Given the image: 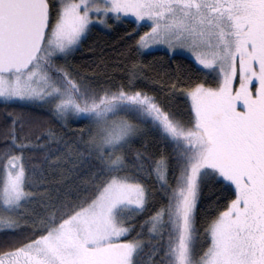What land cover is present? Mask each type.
<instances>
[{
	"label": "snow or ice",
	"instance_id": "1",
	"mask_svg": "<svg viewBox=\"0 0 264 264\" xmlns=\"http://www.w3.org/2000/svg\"><path fill=\"white\" fill-rule=\"evenodd\" d=\"M128 17L149 29L138 53L187 49L202 66L204 78L183 86V117L143 90L98 91L59 62L95 23L110 28ZM0 100L87 121L81 141L97 162L75 194L70 186L47 197L42 211L30 209L27 145L11 133L18 154L0 158V229L29 227L0 264H141L146 248L151 264H264V0H0ZM140 123L172 147L175 169L163 154L128 159ZM49 138L56 139L51 130ZM145 176L164 196L136 232L130 221L147 210ZM209 182L224 204L205 220L201 242L198 203Z\"/></svg>",
	"mask_w": 264,
	"mask_h": 264
},
{
	"label": "trees",
	"instance_id": "2",
	"mask_svg": "<svg viewBox=\"0 0 264 264\" xmlns=\"http://www.w3.org/2000/svg\"><path fill=\"white\" fill-rule=\"evenodd\" d=\"M142 33L143 28L137 29L134 23L127 21L110 31L94 28L80 47L69 55L67 61L61 62L65 63L75 79L98 91L104 88L115 90L120 85L143 90L178 118L183 117L189 103L183 86L197 78L202 80L204 77L201 68L183 55L165 51L138 53L137 41ZM134 68L135 77L132 76ZM174 82L178 85L175 89L171 87ZM50 130L56 134V139L49 138ZM13 132L19 138L17 144L23 142L27 145L23 155L31 185L29 190L33 193L32 202L28 205L30 209L42 211V203L47 197H63L70 186L75 194L76 186L82 185L95 171L92 166L97 162L88 156L86 146L81 141V137H87V121L63 122L41 106L0 102V158L9 151L18 154L12 147ZM66 144L73 149L71 163H65ZM137 151L149 158V162L163 154L168 157L171 167H176L172 147L160 139V134L150 123H140L139 131L132 137L128 159H134ZM56 157L60 159L57 160ZM143 182L146 185L148 204L146 211L137 214L130 221L136 226V232L140 231L139 226L148 219L153 209L163 202L164 196L154 177L145 176ZM73 198L74 196H68L66 199ZM223 204L224 195L216 184L209 182L203 186L197 212V229L201 242L205 220L217 210H222ZM28 227L22 223L15 234L12 230L1 229L0 253L10 250L21 234H27L22 233V229ZM135 234L134 232L133 236ZM149 252L150 248H146L141 264H151Z\"/></svg>",
	"mask_w": 264,
	"mask_h": 264
},
{
	"label": "rangeland",
	"instance_id": "3",
	"mask_svg": "<svg viewBox=\"0 0 264 264\" xmlns=\"http://www.w3.org/2000/svg\"><path fill=\"white\" fill-rule=\"evenodd\" d=\"M134 18H132V17H128V18H125V20H123V21H120V22H115V21H109V23H111L113 26L112 27H105L103 24H100V23H95V26L94 27H92V29H94V28H98V29H100V30H103V31H110V30H112L114 27H116V26H119V25H121V24H123L125 21H128V20H133ZM135 24V23H134ZM135 26H136V28L137 29H142L141 27H139L138 25H136L135 24ZM91 29V30H92ZM149 29H147V28H143V33L145 32V31H148ZM143 33H142V35H143ZM89 34V32L82 38V40H81V43H82V41L87 37V35ZM81 43L77 46V48H76V50L80 47V45H81ZM75 50V51H76ZM75 51H73L72 53H74ZM153 51H165V52H168V53H170V54H177V55H183V56H186V57H188V58H190L198 67H200L201 69H202V66L201 65H199V63L195 60V57L192 55V53L191 52H189L187 49H181V48H177L175 51H172V50H169L168 49V47L166 46V45H152V46H150L148 49H143V50H141V52L142 53H147V52H153ZM71 53V54H72ZM70 54V55H71ZM61 64H63L61 61H59ZM64 65H65V63H64ZM0 102H2V103H4L2 100H0ZM9 103H23V104H27V105H35V106H40V104L39 103H25V102H22V101H17V102H9ZM42 107V106H41ZM43 108H45V109H47V110H49L47 107H43ZM77 120H80V119H78V118H75V117H73V118H70L67 122H69V121H77ZM64 122V121H63ZM1 230V229H0Z\"/></svg>",
	"mask_w": 264,
	"mask_h": 264
}]
</instances>
